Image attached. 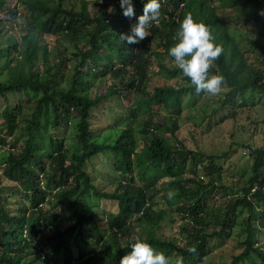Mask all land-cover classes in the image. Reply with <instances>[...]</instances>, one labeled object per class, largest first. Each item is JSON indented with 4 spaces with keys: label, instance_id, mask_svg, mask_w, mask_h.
Listing matches in <instances>:
<instances>
[{
    "label": "trees",
    "instance_id": "trees-1",
    "mask_svg": "<svg viewBox=\"0 0 264 264\" xmlns=\"http://www.w3.org/2000/svg\"><path fill=\"white\" fill-rule=\"evenodd\" d=\"M11 1L0 0V153L9 148L0 157V264H119L137 239L170 264L204 263L229 244L241 252L214 264H264V146L251 153L249 174L225 183L229 172L218 158L184 145V98L209 93H196L167 55L185 15L205 24L221 49L208 71L223 77L224 97L200 102L197 119L208 117L207 131L217 115L222 123L233 119L227 112L244 106L239 100L264 97V0H160L158 21L135 44L120 36L146 0H132V17L119 0ZM240 25L243 41L234 33ZM155 67L178 85L150 90ZM101 79L110 82L103 93L96 92ZM133 91L118 123L93 127L104 100ZM13 94L24 97L13 104ZM153 104L171 109V119L154 114ZM107 154L116 175L95 164ZM93 199L117 202L118 212L99 214ZM159 199L166 208L156 209ZM168 208L180 217V241L162 236Z\"/></svg>",
    "mask_w": 264,
    "mask_h": 264
},
{
    "label": "rangeland",
    "instance_id": "rangeland-1",
    "mask_svg": "<svg viewBox=\"0 0 264 264\" xmlns=\"http://www.w3.org/2000/svg\"><path fill=\"white\" fill-rule=\"evenodd\" d=\"M78 6V0H73ZM11 4L14 7H18L17 0H12ZM89 9L92 15L96 14L98 11L97 5L91 2ZM40 18L36 20V22L40 23ZM3 23V22H2ZM248 26L247 23H245ZM6 29V27H4ZM234 33L238 38H242V41L245 36H248L246 27L244 25H240L238 30H235ZM150 84V90L153 89V86L156 84L164 83L168 81L171 85H178L175 79H171L166 74L157 73V68H154L153 78ZM98 89L101 93L105 92L107 85L110 83L107 80L101 79L98 80ZM223 93L216 94H207L203 98H199L197 96H187L184 98V107L181 115L178 117L180 124L179 138L184 140V145H187L188 148H192L194 151H199L207 156H215L218 158V164L224 167L225 170H228L229 173H226L225 183L228 180L236 182L241 176L244 177L245 172H250V168L252 166L253 160L251 159V153L258 148L264 146V97H261L259 93H256L254 96L245 97L242 100H239V104H243L244 106L236 105L234 108L229 109L228 114H233L234 118L229 119L225 122H220V116H215L216 119L209 124L208 128V117L204 120L202 124H200V120L197 117L201 116V104L206 102L212 104L209 101L217 100L221 97ZM24 97V94L20 96V94H13L10 96L11 102L14 104L19 99ZM137 97V92L133 91L132 95L126 99H121L118 96L112 97V99L104 100L101 107H98L95 110V118L92 122L93 127L96 129L99 128H107L111 126L114 122L118 123L124 114H126L127 109L130 105L135 102V98ZM223 100V99H222ZM220 102V101H219ZM1 104H4L2 100H0ZM0 104V105H1ZM207 112L210 111L211 106L207 105ZM200 108V109H199ZM151 111L159 117L166 118L167 121L171 119L173 116L171 109L162 108L158 104H153L151 107ZM201 111V112H200ZM204 114V113H203ZM1 121V118H0ZM73 132L69 133V137L71 139L67 140L66 144L70 150H73L77 147L75 144V140L72 139ZM9 137V136H8ZM6 138L8 142H12L10 138ZM166 137H170L166 135ZM21 144H18L20 147ZM10 147V146H8ZM7 150L9 148H6ZM246 149H250L251 153L244 155ZM7 150L0 153V157H4L7 154ZM228 153V157H224V155ZM97 160L95 164L97 167H100L101 171L105 174L116 175V172H113V161L112 156L100 155L96 157ZM0 169V174H1ZM220 179H216L221 184ZM106 188L109 190L114 189L110 183L106 184ZM222 193L217 194L216 202L221 200ZM92 204L99 205V209L97 212L100 214L102 212H114L117 213L118 207L117 203L114 201L108 200H98L93 199L90 200ZM166 202L164 203L162 199L158 200V204L156 209H164L166 208ZM176 211L172 208H168L166 210V214L164 217V222L162 223V236L165 238L175 241L179 240L181 234L179 233L180 220L175 215ZM100 216V215H99ZM174 217V219H173ZM245 215H242L240 221H243ZM105 222L100 220V225L104 228ZM235 245L229 244L226 249H217L213 255L209 256L204 263L199 264H214L221 263L223 261L229 262L231 260L230 254L232 253V248ZM241 252L235 251L234 255H237Z\"/></svg>",
    "mask_w": 264,
    "mask_h": 264
},
{
    "label": "clouds",
    "instance_id": "clouds-1",
    "mask_svg": "<svg viewBox=\"0 0 264 264\" xmlns=\"http://www.w3.org/2000/svg\"><path fill=\"white\" fill-rule=\"evenodd\" d=\"M119 3L124 16L132 17L134 15L132 0H119ZM159 9L160 0H146L142 14L136 17V23L131 26L129 33L121 34V39L127 44H135L143 40L149 23L158 21ZM177 37L178 39L174 37L176 42L168 48V57L172 58L182 74L189 79L196 93L202 91L209 94L218 93L222 86L223 77L218 73H209L208 70L221 49L219 45L213 42L206 25L194 21L191 15H185L179 23ZM248 153H251L250 149H246L243 154L247 155ZM201 179H204V175H201ZM214 185L220 186L219 181H215ZM169 197H171V193H169ZM142 215L143 212L137 214L133 222L139 220ZM175 215L180 220L177 212ZM181 237L178 241L181 240ZM128 247L131 251L120 258L119 264H170L168 256L153 249L144 240L137 239Z\"/></svg>",
    "mask_w": 264,
    "mask_h": 264
}]
</instances>
